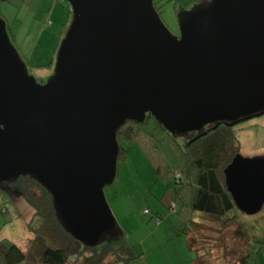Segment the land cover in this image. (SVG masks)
<instances>
[{"label": "water", "instance_id": "water-1", "mask_svg": "<svg viewBox=\"0 0 264 264\" xmlns=\"http://www.w3.org/2000/svg\"><path fill=\"white\" fill-rule=\"evenodd\" d=\"M69 2L72 21L44 84L27 74L0 18V180L33 172L55 191L64 222L93 242L112 220L103 188L115 179L126 121L151 114L182 130L264 113V0H219L179 38L153 0ZM223 174L237 210L258 213L264 158L238 154Z\"/></svg>", "mask_w": 264, "mask_h": 264}, {"label": "rangeland", "instance_id": "rangeland-1", "mask_svg": "<svg viewBox=\"0 0 264 264\" xmlns=\"http://www.w3.org/2000/svg\"><path fill=\"white\" fill-rule=\"evenodd\" d=\"M218 1L154 0V6L165 28L179 38L182 22L188 16L206 15ZM71 10L69 0H0V18L6 24L10 42L37 84H44L53 76L59 45L72 21ZM212 121L203 126H212L216 122ZM235 122L233 131L240 145L239 155L246 159L264 158V113ZM191 130L177 132V139L183 142V136ZM121 146L125 153L117 159L115 179L103 188L113 224L102 228L98 239L103 236L115 246H132L142 256L131 264H192L194 252L187 249L186 238L180 233L184 221L171 209L174 193L167 187V179L156 174L141 144L127 141ZM0 209L5 210L0 213V241L11 242L28 253L31 233L27 224L31 222L32 209L20 195L8 191L3 181ZM235 213L238 223L249 232L264 234V204L254 215ZM215 231V225L207 223L201 235L207 238L205 246L213 253L228 255L231 261L241 246L235 229L225 230L219 249ZM252 244L245 264H264V243ZM194 247H199L196 241Z\"/></svg>", "mask_w": 264, "mask_h": 264}, {"label": "trees", "instance_id": "trees-1", "mask_svg": "<svg viewBox=\"0 0 264 264\" xmlns=\"http://www.w3.org/2000/svg\"><path fill=\"white\" fill-rule=\"evenodd\" d=\"M198 17L188 16L182 25ZM262 111L264 107L256 113ZM233 127L231 122L222 120L208 127L198 125L190 128L180 142L177 132L181 130L169 129L155 116L146 114L141 122L126 121L116 131L117 159L125 153L122 142H138L156 174L167 179V187L174 193L171 209L184 221L180 233L186 238L187 249L194 252L192 264H245L252 243H264V234L249 232L238 223L235 211L239 210L225 186L224 169L240 151ZM0 181L32 209L31 222L27 224L31 233L30 250L24 252L15 244L1 240L0 264H131L142 256L130 245L115 246L103 236L91 242L74 233L59 213L55 191L33 172L17 170ZM3 211L0 209V213ZM112 220L108 226H112ZM207 223L215 225L217 249L222 246L225 230L235 229L241 246L231 261L228 255L213 253L205 246L207 238L201 235ZM194 241L198 248L194 247Z\"/></svg>", "mask_w": 264, "mask_h": 264}, {"label": "built area", "instance_id": "built-area-1", "mask_svg": "<svg viewBox=\"0 0 264 264\" xmlns=\"http://www.w3.org/2000/svg\"><path fill=\"white\" fill-rule=\"evenodd\" d=\"M144 213H146V211H144Z\"/></svg>", "mask_w": 264, "mask_h": 264}, {"label": "crops", "instance_id": "crops-1", "mask_svg": "<svg viewBox=\"0 0 264 264\" xmlns=\"http://www.w3.org/2000/svg\"><path fill=\"white\" fill-rule=\"evenodd\" d=\"M193 261V260H192Z\"/></svg>", "mask_w": 264, "mask_h": 264}]
</instances>
